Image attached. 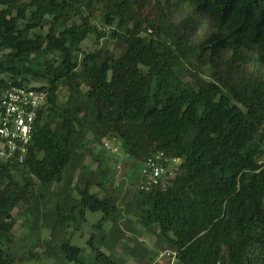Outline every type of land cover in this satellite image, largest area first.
<instances>
[{"label":"trees","instance_id":"16d2710c","mask_svg":"<svg viewBox=\"0 0 264 264\" xmlns=\"http://www.w3.org/2000/svg\"><path fill=\"white\" fill-rule=\"evenodd\" d=\"M0 7V95L28 85L46 92L25 162H0V264L55 252L69 264H125L102 248L118 244L116 227L91 234L87 252L60 237L87 211L100 212L103 224L122 210L155 235L158 249L175 251L172 264H264V0ZM90 35L104 42L84 51ZM106 140L137 168L122 209L108 189L116 163ZM157 151L178 157V170L166 188L142 191L139 167ZM19 204L28 233L49 229L41 253L13 250Z\"/></svg>","mask_w":264,"mask_h":264},{"label":"rangeland","instance_id":"374dc122","mask_svg":"<svg viewBox=\"0 0 264 264\" xmlns=\"http://www.w3.org/2000/svg\"><path fill=\"white\" fill-rule=\"evenodd\" d=\"M1 9V7H0ZM102 28L105 31L109 29L108 26L98 25V28ZM104 39H100L97 43L94 41L93 36H88L82 43L81 47L84 51H93L94 49L101 46ZM106 43L112 45L109 40ZM66 90L61 88L59 90V100L63 101L65 99ZM104 143L105 149L108 152L114 153V163L116 166L113 170V178L108 183V189L112 190L119 196V207L122 209L125 205V196L130 194L136 186L129 185V180L132 177V173L137 169L133 168L127 160L124 159L123 155L118 150V142L115 140H106ZM99 147L96 146L94 151H98ZM86 160L91 161V166L95 167L96 162L90 157L91 151L86 153ZM140 168V167H139ZM92 190L96 191L99 195L102 192L93 186ZM124 198V199H123ZM127 198V197H126ZM24 205L19 204L13 210V216L16 219L14 227L12 229V246L15 253L18 255L25 254L29 247L33 251L41 253L45 249V245L41 244L42 240L50 238L49 229L46 227L37 226L32 230L31 233L27 232L28 220L25 216ZM51 205H45L46 210H49ZM126 210L119 211L118 214L111 216L103 224H99V218L101 216L100 212H86V221L81 223L79 227H70L60 236L68 237L71 243L79 245L87 252V239L91 234H94L95 239L101 236L102 232L109 236L107 232L112 231L113 227L118 230L116 232V237L118 238V244L112 249L103 247L110 255L117 257L118 259H124L125 264H150L153 259V251H163L158 249L156 237L154 234H150L143 229L137 223L134 213L130 210L125 213ZM126 215H125V214ZM49 215V214H48ZM49 222H51L54 216L50 213ZM42 220H40L41 222ZM54 243V240L53 242ZM89 249V248H88ZM160 251V252H161ZM86 257V256H85ZM173 258L164 257L161 259L159 264H172ZM84 264H88V257L84 259ZM19 264H69L65 261H59L57 258V253L53 255H41L40 258L24 260Z\"/></svg>","mask_w":264,"mask_h":264},{"label":"built area","instance_id":"2783aa9c","mask_svg":"<svg viewBox=\"0 0 264 264\" xmlns=\"http://www.w3.org/2000/svg\"><path fill=\"white\" fill-rule=\"evenodd\" d=\"M46 104V92L35 87L14 86L0 95V162L22 164L28 154L36 120ZM107 146L106 143H104ZM180 159L157 151L140 165L138 189H164L178 170ZM264 166V158L260 160ZM175 251L163 250L150 264H159L162 258H173Z\"/></svg>","mask_w":264,"mask_h":264}]
</instances>
